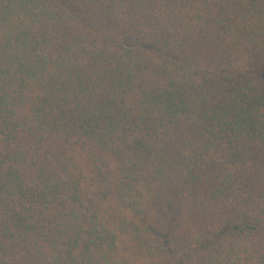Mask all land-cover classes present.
<instances>
[{
	"label": "trees",
	"instance_id": "trees-1",
	"mask_svg": "<svg viewBox=\"0 0 264 264\" xmlns=\"http://www.w3.org/2000/svg\"><path fill=\"white\" fill-rule=\"evenodd\" d=\"M0 264H264V0H0Z\"/></svg>",
	"mask_w": 264,
	"mask_h": 264
}]
</instances>
